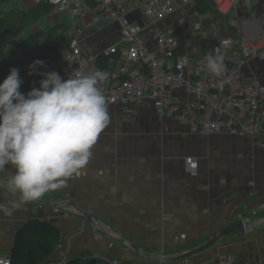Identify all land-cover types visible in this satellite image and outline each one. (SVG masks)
Instances as JSON below:
<instances>
[{
    "label": "crops",
    "instance_id": "1",
    "mask_svg": "<svg viewBox=\"0 0 264 264\" xmlns=\"http://www.w3.org/2000/svg\"><path fill=\"white\" fill-rule=\"evenodd\" d=\"M127 2L129 19L146 25L148 39L168 28L179 36V52H187L192 61L220 52L219 43L217 47L211 41L216 38L201 39L195 22L208 25L217 20L223 35L232 34L221 16L196 13L197 1L157 23L143 14L139 0ZM87 5L93 7L89 1ZM252 8L258 16L243 12L244 32L256 40L263 34L258 17L264 12V0H254ZM53 13L54 25L62 24L64 17ZM97 14L88 11L83 18L82 49L88 58L111 44H122L124 37L114 17L101 15L102 20L92 24ZM179 18H184L182 27L176 26ZM94 68L91 60L85 72ZM245 72L264 85V59H252ZM107 111L109 122L81 175L39 198L49 202H26L12 216L0 213V256H12L20 231L24 242L36 234L30 229L23 233L26 223L41 219L63 232L56 256L97 255L134 264H264V210L253 214L264 203V147L259 146L264 132L256 138L194 133L177 120L158 116L149 98L138 106L110 105ZM191 160L197 163L196 172ZM14 172L10 164L0 170V203L18 199L7 187ZM72 203L90 210L100 225L91 226ZM239 220L245 221L244 228L225 232L209 249L171 260L203 246L217 231ZM131 243L160 261L140 259Z\"/></svg>",
    "mask_w": 264,
    "mask_h": 264
},
{
    "label": "built area",
    "instance_id": "2",
    "mask_svg": "<svg viewBox=\"0 0 264 264\" xmlns=\"http://www.w3.org/2000/svg\"><path fill=\"white\" fill-rule=\"evenodd\" d=\"M196 1L202 0H139V5L143 14L157 23ZM208 1L232 31L231 35H223L217 20L208 25L202 21L194 24L201 39L218 40V54L229 62V65L223 64L219 75L208 69L210 55H201L192 61L187 52H179V36L168 28L158 30L153 39H148L146 25L129 19L127 0H94L92 8H88V0H48L53 10L64 17L68 42L61 56L42 71L62 70L58 73L62 79H67L85 71L91 60L95 67L100 54L117 56L112 71L101 70L107 73L106 81L99 85L106 107L138 106L149 98L158 116L177 120L194 133L256 138L264 132V85L254 75L246 74L245 68L252 59H264V12L258 17L263 34L252 40L244 32L243 12L249 10L250 16H258L252 8L254 0ZM88 11L99 12L93 16L92 24L100 22L101 15L108 19L114 17L124 32L122 44H111L100 54L88 58L82 49L83 18ZM184 23V18H179L176 26L182 27ZM150 42H154V46H150ZM211 56L215 58L217 54ZM177 92L186 93L187 97L183 99ZM259 146L264 147V141ZM190 166L192 172H196L197 163L191 160ZM260 210H264V203H260L253 214ZM68 259L62 252L41 264H66ZM110 259L112 264H134ZM0 264H12L11 254L0 256Z\"/></svg>",
    "mask_w": 264,
    "mask_h": 264
},
{
    "label": "clouds",
    "instance_id": "3",
    "mask_svg": "<svg viewBox=\"0 0 264 264\" xmlns=\"http://www.w3.org/2000/svg\"><path fill=\"white\" fill-rule=\"evenodd\" d=\"M45 61L33 60L28 74L43 77L39 87L20 91V70L11 67L0 82V170L15 168L7 185L18 199L0 203V213L12 216L24 203L82 174L93 156L92 147L109 122L99 85L107 73L79 71L62 79L57 71H39ZM208 69L219 75L223 57L211 55Z\"/></svg>",
    "mask_w": 264,
    "mask_h": 264
},
{
    "label": "trees",
    "instance_id": "4",
    "mask_svg": "<svg viewBox=\"0 0 264 264\" xmlns=\"http://www.w3.org/2000/svg\"><path fill=\"white\" fill-rule=\"evenodd\" d=\"M94 5V0H88ZM10 0H0V82L7 76L11 67L20 70L23 80L20 91L27 93L33 87H39L43 78L38 74L29 75V64L35 59L45 61L46 66L59 57L66 49L68 37L65 34L66 24H56L50 28L26 30L24 23H20L16 10H6ZM51 6V5H50ZM51 8H53L51 6ZM196 13L212 12L219 17L213 4L208 0L199 1L194 8ZM33 19L38 20L39 14L34 12ZM19 14V13H18ZM45 49L42 50L41 49ZM7 50V51H6ZM117 63V56L106 57L100 54L95 62L99 70L112 71ZM45 66V67H46ZM45 67L39 69L42 71ZM62 70H59L60 72ZM36 232L27 242L18 234L17 242L12 249V264H41L56 258L59 245L63 241L62 230L41 219L30 220L23 228ZM66 264H112L110 258L97 255L73 256Z\"/></svg>",
    "mask_w": 264,
    "mask_h": 264
},
{
    "label": "rangeland",
    "instance_id": "5",
    "mask_svg": "<svg viewBox=\"0 0 264 264\" xmlns=\"http://www.w3.org/2000/svg\"><path fill=\"white\" fill-rule=\"evenodd\" d=\"M6 10H16L15 14H17L18 16V20V13L21 11L26 12V15L22 20V23H24L26 26V30H34L39 28L47 29L55 24L53 18V8H51L48 0H10V3L6 6ZM34 12H37L39 14L38 20L33 19V14H35ZM42 50L45 49L42 48L41 51ZM3 58L4 56L1 55L0 62ZM139 258L145 260V258L140 255Z\"/></svg>",
    "mask_w": 264,
    "mask_h": 264
},
{
    "label": "water",
    "instance_id": "6",
    "mask_svg": "<svg viewBox=\"0 0 264 264\" xmlns=\"http://www.w3.org/2000/svg\"><path fill=\"white\" fill-rule=\"evenodd\" d=\"M26 12L24 11H21L19 12V22L22 23V20L24 18V16L26 15L25 14ZM202 40H207V39H202ZM210 39H208L209 41ZM215 43V45L218 47V40H211ZM218 51H216L215 53L214 52H211V55H214L216 54ZM214 53V54H213ZM218 54V53H217ZM36 202H49L48 200H34ZM53 202V201H52ZM72 205L74 206V208L76 210H78L80 213H82V215L84 216V218L86 219V221L91 225V226H94V227H97L99 224V218L93 214L90 210L88 209H85L83 208L82 206L76 204V203H72ZM245 221L244 220H239L238 222H235L234 224H231V225H228L224 228H222L221 230L217 231L203 246L195 249V250H192L186 254H182L180 256H177L175 258H172L171 260H181V259H184L186 257H189V256H192V255H195V254H198L202 251H205L207 249H209L210 247H212L216 242L219 241V239L221 238V236L225 233V232H228V231H236V230H239L241 228H244L245 225H244ZM245 230V229H244ZM110 235V234H108ZM110 237H112L110 235ZM131 245L134 247L135 250H137L141 256L145 259H154V260H157V261H160V259L156 258V257H152L148 254H146L145 250L142 249L141 247H139L138 245L134 244V243H131ZM165 260H162L161 262H164Z\"/></svg>",
    "mask_w": 264,
    "mask_h": 264
}]
</instances>
